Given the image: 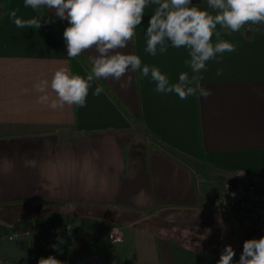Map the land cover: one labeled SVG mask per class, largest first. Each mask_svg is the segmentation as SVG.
I'll return each instance as SVG.
<instances>
[{"label":"crops","instance_id":"crops-1","mask_svg":"<svg viewBox=\"0 0 264 264\" xmlns=\"http://www.w3.org/2000/svg\"><path fill=\"white\" fill-rule=\"evenodd\" d=\"M6 1L0 21V232L37 219H70L58 213L75 205L83 217L75 224L70 219L73 233L53 244L58 251L77 240L85 226L86 234L99 238L116 225L124 227L135 264H217L226 245L235 250L234 222L199 193L197 179L203 176L187 160L201 165L214 182L232 174L252 175L264 188V24L254 33L217 26L220 39L236 50L218 54L219 62H207L201 72V85L212 93L207 99L158 93L150 74L142 77L140 72L129 71L121 81L104 79L174 156L140 138L104 92L93 95L99 86L95 80L84 107L52 110L37 103L41 93L33 85L39 80L50 82L61 67L84 78L88 71L75 67L42 17L39 29L17 28L12 11L22 20L40 15L24 0ZM192 2L214 14L206 0ZM156 7L150 3L145 8L135 36L119 51L139 56L142 67H156L177 83L181 73L193 75L185 64L188 50L169 42L163 54L159 47L155 56L145 51ZM44 9L62 29L69 26L54 10ZM212 42H218L215 34ZM83 55L92 66L89 57L97 55L95 50ZM217 69L223 70L221 76ZM129 76L131 84L121 88ZM48 92L55 95L50 88ZM217 189L205 185L203 190L211 196ZM22 254L33 255L32 243L0 246L4 259Z\"/></svg>","mask_w":264,"mask_h":264},{"label":"clouds","instance_id":"clouds-1","mask_svg":"<svg viewBox=\"0 0 264 264\" xmlns=\"http://www.w3.org/2000/svg\"><path fill=\"white\" fill-rule=\"evenodd\" d=\"M25 7L37 11L41 8L54 10L55 15L67 20L69 26L63 32L67 56L76 58L83 52L95 50L97 55L90 56L91 71L86 78L73 75L67 67L54 71L50 82L39 80L33 88L41 95L37 103L52 110L63 109L65 105L84 107L89 88L94 80L112 78L121 81L129 71L140 72L142 77L151 76L156 83L158 93H174L181 100L190 96L207 99L212 93L200 83L202 71L207 70V62L217 60L218 54L234 52L236 45L220 39L221 28L239 31L246 24H264V0H206L207 7L213 10H201L192 0H24ZM156 5L146 29V49L152 56L167 52L169 42L172 47H184L190 59L185 64L193 75L181 73L177 83H170L169 78L156 67L143 65L139 56L122 54L121 49L128 46L135 36V29L141 25L144 10L149 4ZM17 28L41 27V16L22 20L17 12L12 11ZM215 34L217 41L212 42ZM222 69L216 75L221 76ZM131 84V77L121 88ZM51 89L54 96L49 95ZM104 91L97 86L93 95L99 96ZM235 251L226 245L217 264H233ZM38 264H62L55 256L41 257ZM236 264H264V236L259 239L245 240L243 251Z\"/></svg>","mask_w":264,"mask_h":264},{"label":"rangeland","instance_id":"rangeland-1","mask_svg":"<svg viewBox=\"0 0 264 264\" xmlns=\"http://www.w3.org/2000/svg\"><path fill=\"white\" fill-rule=\"evenodd\" d=\"M0 2H2L4 7H5L2 15L0 16V21H1V19L3 18V16L7 12L8 3L5 0H0ZM247 26L252 27L253 30L251 32L254 33L255 30H257V28L260 27V24H254V25L247 24ZM242 29H244V28H241L240 30H242ZM132 129L143 140H146L147 142L151 143L152 145H155L156 147L162 149L166 153L170 152L167 148H165L163 145H161V143L158 139H156L155 137H153L149 133V131L142 124V122L139 123L138 128H136L135 126H132ZM66 134L67 135L69 134V136H71L70 131L66 132ZM170 154H172L174 156H178L177 154L172 153V152H170ZM187 164L190 168H192L198 174H201L203 176V178L199 177L197 179L198 190H199V193L202 194L203 198H205L206 201H208L210 203L211 207H213L215 209H219L220 211H223L234 222V225L233 224L232 225L234 227H236V230H234V232L236 231V234L238 237H236L237 242H236V246H235V250H234L235 256H234L233 260L235 262H238L240 255L243 251L242 247H243L244 241L249 240V239L261 238L262 236H264V229L262 232L256 228L249 227L248 223H246V219L243 217V214L241 215V213L239 212L238 207H231L228 209L226 207L219 205L220 203L217 205L216 201L218 199H220V201H222V197H224V202H226L227 199L232 198V196H231L232 191L228 192L226 189L229 188L230 190H233V191L236 189V188H234L235 183H232L233 181L238 182V185L240 183L241 186L246 187L245 184H249V183L252 184L254 182V180H256V181H258V180L255 179L252 175H242L243 176L242 179H236L235 180L233 178L234 174H232V175H229L226 177H221L219 180L216 179L218 181L214 182L212 177L209 175L208 172H206L207 175H205V173H204L205 170L201 168V165L197 164L193 160H187ZM245 176H247V179H244ZM210 180H212V181H210ZM205 185L219 186V189H217V192H215V194L209 196V195H206L204 193L203 189H204ZM257 186H258V191L261 192V194H262L261 196L264 197V188L261 187L260 185H257ZM247 187H249V186H247ZM249 188H251V187H249ZM58 214H60L61 216H70L72 223H74V221L80 223V218L83 217L82 215H80L81 213H79L77 211V208L75 207V205H68L67 207L66 206L63 207L59 211ZM70 219L64 218L62 221L61 220H54L52 222L44 221V219H37V221H35L32 224H29L27 226L14 227L10 231L0 232V246L1 245L12 246V245H17V244H21V243L25 244V243H29V242L32 243V245H33V255L27 256L26 254H22L20 257L18 255H16L12 259H4V258L0 257V262L2 264H38V261L41 257L55 256L58 260H60L62 262V264H79V261H81L83 257L93 255V256L98 257L102 261V264H130L126 260L108 262V263H106L104 260V257H105V254H104V246L105 245L104 244H106V245L109 243L113 244V245L125 244L128 246V244L125 241L123 244H114L108 238L109 233L111 232L112 229H114V228L123 229L124 228V227L118 226V225L111 227L110 230H107L99 238H98L99 234H94L91 231L86 234V226H85L83 228V230L78 234V236H76L77 240H75L73 238L70 239L69 241H67L66 246L63 247V249L58 251L56 248H54V245L56 243H60V241H58L59 237L61 235H71L73 233L72 231H73L74 227H73L72 223H70ZM52 224H56V225H59L61 227L70 226L71 229L65 233L62 232V233H55V234L50 233L49 234L48 228ZM33 225H34L33 229H36L35 233L29 232L27 237L17 239V240L16 239L12 240V238H11L12 236L19 233V231H26V230L28 231L29 228ZM41 231H43V232H41ZM126 233H127V230H126ZM46 241L47 242L51 241L50 243L52 244L51 249L48 251H46L47 249L44 247ZM77 245L81 246L80 249L82 251H80L79 249L76 248ZM109 259H111V258H109Z\"/></svg>","mask_w":264,"mask_h":264},{"label":"built area","instance_id":"built-area-1","mask_svg":"<svg viewBox=\"0 0 264 264\" xmlns=\"http://www.w3.org/2000/svg\"><path fill=\"white\" fill-rule=\"evenodd\" d=\"M4 5L2 2H0V16L2 15L4 11ZM242 28H244L246 31L251 32L253 29L250 26L244 25ZM233 178L236 179H242V175L233 176ZM244 179H247V176H245ZM249 179V178H248ZM232 183H235L236 188L234 191L230 190L229 188L226 189L228 192L232 191L231 199H227L226 202H224V197H222V201L218 199L216 201V204L221 205L226 208L231 207H238L239 212L241 215L243 214V217L246 219V223H248L249 227H253L258 229L259 231L263 232L264 229V197L261 196V192L258 191V181L254 180L252 184H245V186H241V184L238 182L233 181ZM229 186V185H228ZM251 188H249V187ZM260 194V195H259ZM220 201V202H219ZM232 215V214H231ZM34 225L29 228L27 231H19L16 235L12 236V240L21 239L24 237H27L29 232L35 233L36 229H33ZM51 228V229H50ZM71 229L70 226L61 227L56 224H52L48 228V233H62V232H68ZM43 232V231H41ZM262 235V234H261ZM108 238L110 241L114 244H123L125 241V232L121 228H114L109 233ZM79 264H102V261L93 255L83 257L81 261H79Z\"/></svg>","mask_w":264,"mask_h":264},{"label":"trees","instance_id":"trees-1","mask_svg":"<svg viewBox=\"0 0 264 264\" xmlns=\"http://www.w3.org/2000/svg\"><path fill=\"white\" fill-rule=\"evenodd\" d=\"M6 1V0H5ZM7 2V1H6ZM37 11V10H36ZM39 15L46 21L48 26L54 31L62 43L66 46L65 40L63 38L64 29L52 18V16L44 9L41 8L37 11ZM74 65L77 68L78 66H84L88 73L91 71L92 66L86 60L83 53L73 58ZM95 82L102 86L104 93L112 101V103L122 112L126 119L130 122L132 126L138 128L139 123L142 122L144 125V120L141 114H136L124 103V101L114 92V90L109 86V84L102 78L100 80H95ZM86 216V213H84ZM104 260L106 263L126 260L130 264H135V255L130 245H113V244H104ZM243 248V247H242ZM111 258V259H109ZM110 260V261H109Z\"/></svg>","mask_w":264,"mask_h":264}]
</instances>
